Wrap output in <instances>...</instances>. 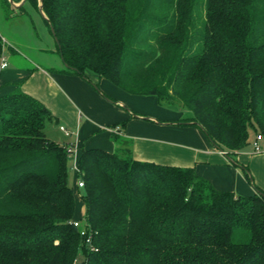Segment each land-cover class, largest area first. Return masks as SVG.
Listing matches in <instances>:
<instances>
[{
    "label": "trees",
    "instance_id": "obj_1",
    "mask_svg": "<svg viewBox=\"0 0 264 264\" xmlns=\"http://www.w3.org/2000/svg\"><path fill=\"white\" fill-rule=\"evenodd\" d=\"M0 3L8 17L26 3L40 12V0ZM42 10L64 72L187 107L180 124L238 166L251 133L263 137L264 0H42ZM5 48L0 35V66ZM54 120L21 90L0 93V264H264L259 188L241 196L194 168L136 160L120 134L114 152L81 150L84 187L73 186L75 144L47 137Z\"/></svg>",
    "mask_w": 264,
    "mask_h": 264
},
{
    "label": "crops",
    "instance_id": "obj_2",
    "mask_svg": "<svg viewBox=\"0 0 264 264\" xmlns=\"http://www.w3.org/2000/svg\"><path fill=\"white\" fill-rule=\"evenodd\" d=\"M54 70L8 65L0 72V93L21 90L41 101L55 117L46 127H65L74 139L76 156L82 149L114 152L117 147L112 134H120L132 140L136 160L194 168L217 190L241 196L256 194V187L264 192V136L259 152L249 146L236 154L238 166L199 127L180 124L184 112L161 106L155 96L131 95L105 79L89 75L98 85L96 89L79 75L61 68ZM243 166L248 167V173ZM84 208V204L79 207V217Z\"/></svg>",
    "mask_w": 264,
    "mask_h": 264
},
{
    "label": "rangeland",
    "instance_id": "obj_3",
    "mask_svg": "<svg viewBox=\"0 0 264 264\" xmlns=\"http://www.w3.org/2000/svg\"><path fill=\"white\" fill-rule=\"evenodd\" d=\"M24 7V12H11L8 17V12L2 9L0 3V35L6 44L5 55L9 67L33 69L40 67L46 71L57 68L65 69V65L57 52L56 42L40 12L28 3ZM92 84L94 85L93 82ZM167 109L184 112L183 118L192 116V112L183 105H176L174 108ZM146 118L150 119L151 117L146 116ZM46 134L49 139L58 145L67 146L74 143V139L70 135L67 136L56 124L47 126ZM255 140L256 134L252 132L250 147L254 148L253 141ZM258 143L261 146L263 142L259 141ZM68 174L70 184L74 186L77 183L74 162L69 163Z\"/></svg>",
    "mask_w": 264,
    "mask_h": 264
},
{
    "label": "built area",
    "instance_id": "obj_4",
    "mask_svg": "<svg viewBox=\"0 0 264 264\" xmlns=\"http://www.w3.org/2000/svg\"><path fill=\"white\" fill-rule=\"evenodd\" d=\"M1 70L5 69L8 67V61H7V58H6V55H5V52L4 54L2 55L1 57ZM60 130L63 131L67 136L71 135V133L63 126L60 127ZM117 131H119L117 129ZM262 139V136L261 135H258L256 140L253 142V147H254V150L255 152H259L260 151V146H259V141ZM69 150H71V148H69ZM77 156L75 155V149H74V164H75V172L77 174L78 172V169H77ZM77 184L80 188L84 187V182L83 181H77ZM75 227H80V224L79 223H75ZM82 235H84V232H82Z\"/></svg>",
    "mask_w": 264,
    "mask_h": 264
},
{
    "label": "water",
    "instance_id": "obj_5",
    "mask_svg": "<svg viewBox=\"0 0 264 264\" xmlns=\"http://www.w3.org/2000/svg\"><path fill=\"white\" fill-rule=\"evenodd\" d=\"M25 1L26 0H23L20 4H15L14 2H13V0H10V2L12 3V5L13 6H15V7H20L21 5H23L24 3H25ZM39 10H40V14L42 15V17H44V18H46V16H45V14H44V12H43V10H42V0H40V8H39ZM51 30H52V33H53V35H54V37H55V32H54V28L52 27L51 28ZM56 39V38H55ZM55 41H57V40H55ZM61 60H62V62H63V64L65 65V67H67V65L64 63V61H63V57L61 56ZM107 100H109L110 102H113L112 100H110V99H107ZM221 153H223L228 159H229V161L230 162H234L233 161V159H231L227 154H226V152H224V151H222V150H219ZM250 179H251V177H250ZM257 191V190H256Z\"/></svg>",
    "mask_w": 264,
    "mask_h": 264
}]
</instances>
